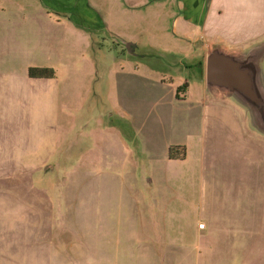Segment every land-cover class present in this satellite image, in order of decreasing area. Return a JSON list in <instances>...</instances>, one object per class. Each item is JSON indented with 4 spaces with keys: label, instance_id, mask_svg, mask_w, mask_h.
<instances>
[{
    "label": "rangeland",
    "instance_id": "obj_1",
    "mask_svg": "<svg viewBox=\"0 0 264 264\" xmlns=\"http://www.w3.org/2000/svg\"><path fill=\"white\" fill-rule=\"evenodd\" d=\"M95 2L119 9L121 1L0 0V56L16 58L18 82L0 107V264H217L199 256L215 246L206 232L264 233V182L254 191V177L245 176L264 172V149L255 159L231 157L219 149L225 136L207 129L199 131L204 155L193 148L153 176L155 164L122 139L130 123L105 96L110 77L146 72L143 62L174 79L173 94L154 109L165 106L178 139L183 125L196 123L203 85L180 47L147 45L155 25L147 6L138 17L114 16L126 27L116 36ZM161 25L170 32L172 17ZM130 37L139 41L133 51ZM31 67H51L55 78H30ZM58 182L60 195L47 191Z\"/></svg>",
    "mask_w": 264,
    "mask_h": 264
},
{
    "label": "crops",
    "instance_id": "obj_2",
    "mask_svg": "<svg viewBox=\"0 0 264 264\" xmlns=\"http://www.w3.org/2000/svg\"><path fill=\"white\" fill-rule=\"evenodd\" d=\"M120 1L119 9L108 7L110 5H107L108 8L102 7V9L97 7L99 5L96 2L91 8L101 16H106L104 25L109 28L111 33L120 36L126 30L125 22L118 21L117 18L116 21H113V17L128 16L132 13L138 17L140 14L146 13L147 6V14L153 17L152 21L155 24L147 45L155 49L165 48L170 52V49L180 47L190 57L189 60L195 67L198 81L203 85V94L200 96L201 104H197L194 109L196 123L193 124L192 121V123L183 125L180 130V135H183L178 139L172 137L174 125L169 119V113L165 106L163 109H154L157 102L169 98L173 94L174 88L178 85L174 79L168 82L158 68L143 62L140 65L147 66L146 72L118 73L115 77H110V83L105 88L107 93L105 96L112 106L115 104L116 98L120 111L129 119L130 123V127L128 126L131 129L130 132L120 131L123 141H126L125 138L131 139L144 159L155 164L156 171L153 172V176L168 172V167L186 158L193 148L200 150L204 155L207 140L201 135L199 136V131H202L200 134L203 135L207 129L210 131V136H214L215 133L225 136L226 141L219 144L222 153L231 157L247 154L255 159L258 153L264 149V136L250 129L242 109L224 99L214 98V103L206 101L205 53L207 47L217 41L227 47L245 48L263 40L264 0ZM63 9L65 10V8ZM165 17H172V32L165 31L161 25ZM133 23L137 25L138 21ZM137 28H139L138 25ZM127 41H131L133 48H136L139 43L135 37H130ZM15 65L16 58L0 56V107L9 104L10 94L17 89ZM184 84L187 89L189 81L186 80ZM114 89H116L117 97L114 94ZM171 148H175L176 153L184 148V158H170ZM260 175H263V179L258 178ZM245 176L254 177L255 182L251 187L254 191H257L258 179L264 182V172L260 174L257 171L256 173L247 171ZM153 181L152 179V183ZM63 183L58 182L50 185V190L47 191L52 192L53 195H60L64 189ZM96 188L97 186H93L89 189L90 197L94 198ZM146 188L149 187L146 186ZM107 189L109 187L104 186L105 192ZM76 205L74 203L73 211H75ZM199 229L205 230L207 226H199ZM228 234L230 235L227 237L219 238L218 235H213L212 231L206 232L202 238H205V241L211 240L215 246L209 245L210 248L206 252L201 253L200 251L199 256L201 255L202 258L215 257L217 264H251L252 259V264H264V258L258 254V251L261 254L264 253V233L253 232L248 235L244 234L243 237L238 232ZM185 254L189 257L190 251L186 250ZM246 256L251 258H246Z\"/></svg>",
    "mask_w": 264,
    "mask_h": 264
},
{
    "label": "water",
    "instance_id": "obj_3",
    "mask_svg": "<svg viewBox=\"0 0 264 264\" xmlns=\"http://www.w3.org/2000/svg\"><path fill=\"white\" fill-rule=\"evenodd\" d=\"M128 48L133 51L132 43ZM205 91L215 99L234 100L251 130L264 136V39L245 48L217 41L205 53Z\"/></svg>",
    "mask_w": 264,
    "mask_h": 264
},
{
    "label": "trees",
    "instance_id": "obj_4",
    "mask_svg": "<svg viewBox=\"0 0 264 264\" xmlns=\"http://www.w3.org/2000/svg\"><path fill=\"white\" fill-rule=\"evenodd\" d=\"M28 74L31 78H53L56 75V72L51 67H31L29 68ZM185 92L186 91V84L181 85L177 88V96L179 95V92ZM182 151L175 152V148H171L169 151V157L170 158H184L185 156V149L182 148Z\"/></svg>",
    "mask_w": 264,
    "mask_h": 264
},
{
    "label": "built area",
    "instance_id": "obj_5",
    "mask_svg": "<svg viewBox=\"0 0 264 264\" xmlns=\"http://www.w3.org/2000/svg\"><path fill=\"white\" fill-rule=\"evenodd\" d=\"M199 226H200V227H204V224H203V223H201Z\"/></svg>",
    "mask_w": 264,
    "mask_h": 264
}]
</instances>
